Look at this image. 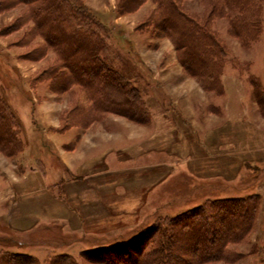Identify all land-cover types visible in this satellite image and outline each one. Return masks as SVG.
I'll return each instance as SVG.
<instances>
[{"label":"rangeland","instance_id":"1","mask_svg":"<svg viewBox=\"0 0 264 264\" xmlns=\"http://www.w3.org/2000/svg\"><path fill=\"white\" fill-rule=\"evenodd\" d=\"M81 1L107 29L109 65L132 80L148 112V121L142 124L143 128H134L132 121L123 116L95 109V96H89L85 84L68 80L67 86L64 82V86L59 85L63 81L59 75L67 72L64 76L70 78L71 73L58 51L61 46L49 45L33 30L29 13L41 3L0 0V98L14 114L22 142V151L15 157L0 152V264H4V257L20 258L25 264H53L57 257H67L64 264H140L144 257L155 255L159 244L166 248L175 246L174 256L188 260L197 257L199 242L188 228L170 226L169 219L201 210L205 214L213 211L212 204L239 202L255 194L258 197L249 200L256 213L247 234L239 243L226 246L223 259L208 264H261L264 162L255 163L254 158L239 156L237 151L232 158L226 157L230 151L225 146L217 152L218 157L200 146L196 156L202 164L198 166L187 167L178 164L176 158L171 159L168 169L155 171L154 187L150 190L143 183L146 191L136 192L133 175H123L124 172L122 178L115 176L118 189L107 186L100 193V202L90 201L91 211L97 216L92 219L88 238L70 240L56 229H43L36 237L34 230L29 231L24 234L27 241L23 243L13 238L7 228L8 212L4 214L10 199L5 191L7 177L15 185L23 181L27 170L37 169L49 185V193L65 200L61 185L69 177L58 158L65 148L75 147L81 140L84 143L90 139L100 149L104 141L108 146L117 140L116 146L124 149L132 134L144 137L148 130L158 140L165 131L176 127L174 135L177 134L176 125L186 123L200 131L201 127L218 125L229 115L250 122L256 138L264 135V0H253L255 14L245 19L238 35L231 25L238 11L220 0H178L182 9L223 49L222 60L213 67V79L207 78V73L190 76L183 69L172 40L156 32L150 23L159 17L153 0L140 5L133 0ZM129 7L130 12H121ZM206 60L212 68L214 63ZM68 141L65 146L58 144ZM119 148H114L113 154L106 153L108 170L124 167L117 159L129 155ZM153 157L154 162L165 161L159 153ZM230 226L229 221L214 222L217 231ZM177 231L191 234L188 241L181 244L177 236L166 238L168 233Z\"/></svg>","mask_w":264,"mask_h":264},{"label":"trees","instance_id":"2","mask_svg":"<svg viewBox=\"0 0 264 264\" xmlns=\"http://www.w3.org/2000/svg\"><path fill=\"white\" fill-rule=\"evenodd\" d=\"M133 1L136 2L135 5H140L145 0ZM153 1L159 11V17L151 19L150 23L156 32L172 40L183 69L190 76L200 77L207 73L206 77L213 79L215 72L213 67H217V62L221 61L224 55L223 49L214 36L189 16L178 0ZM220 1L232 10L238 11V15L233 18L231 24L233 33L238 35L244 28L245 19L255 14L253 0ZM11 2L29 5L41 3L40 6L33 8L29 15L32 18L34 32L41 34L49 45L61 46L58 51L71 77L64 76L67 72L61 74L64 77L59 75V78L63 80L59 85L64 86L63 82L64 84L70 82L85 84L89 96L92 98L95 96L93 104L95 109L123 116L136 124L142 125L148 121V112L132 80L127 79L109 65L111 54L105 42L108 36L107 29L99 23L81 0H11ZM129 8L120 11L130 12L132 9ZM207 58L214 63L212 68ZM18 136L16 118L0 98V152L3 155L15 157L22 151V142ZM257 197L258 195L255 194L239 202H217V206L210 205L213 211L207 210L205 214H202L203 210H201L191 216L183 213L182 217L169 219L170 226L188 228V233L191 232L197 238L199 242L198 250H196L197 257H189L188 260L175 257V246L166 248L165 245L159 244L155 255L144 257L142 261H139L140 264H171V260L175 264H208L223 259L221 255L226 254V246L239 243L252 226L256 210L255 206L250 205L249 200ZM217 211L220 214L214 215L213 212ZM227 221L232 222V226L225 230L215 229L214 222ZM189 235L191 234L177 231L168 233L166 238L177 236L182 244L188 241ZM193 238H190L191 242L194 241ZM90 253L94 252L90 251ZM259 253L260 263L264 264V244ZM193 256H195L194 253ZM65 259L68 258L57 257L53 260V264H64ZM2 261L4 264H25L24 260L16 257H4Z\"/></svg>","mask_w":264,"mask_h":264},{"label":"crops","instance_id":"3","mask_svg":"<svg viewBox=\"0 0 264 264\" xmlns=\"http://www.w3.org/2000/svg\"><path fill=\"white\" fill-rule=\"evenodd\" d=\"M131 123L135 125L134 128H138L136 126L143 128L140 124ZM176 126L179 128L177 134L174 135L176 127L174 130L165 131L158 140H155L148 130L144 137L132 134L124 149L116 146L119 144L117 140H112L108 146L104 141L103 149L97 147V150L90 139L84 143L82 140L77 142L75 147L65 148L63 155L58 158L63 165L64 173L69 177L61 185L65 192V200L49 193L47 189L49 185L44 183V176L37 169L27 170L23 181H18L15 185L11 184L7 177L5 191L8 192L6 195H9L10 199L4 206V214L5 211L8 212L7 228L11 231L13 238L23 243L27 241L24 234L34 230L33 236L36 237L37 232L43 229H56L57 232L65 237H71L70 240L74 241L78 238H88L90 224L94 223L92 219L97 216L91 211L90 201L100 202L102 198L100 193L105 191L107 186L112 189L117 188V185H114L116 184L115 176L122 178L124 172L123 175L130 177L133 175L131 179L136 192L146 191L143 183L150 190L154 187L155 171L165 167L168 169L170 160L173 158L179 160L178 164L187 167L201 165L202 161L196 156L200 146L215 152L217 157L219 156L217 152L225 146L230 151L227 152L226 157L232 158L237 151L239 156L254 158L252 161L255 160V163L264 162V135L256 138V133L251 131L250 122L242 117L229 115L221 119L218 125L201 127L200 131L191 129L186 123ZM196 134L198 137L195 136ZM101 139L106 140L105 137ZM61 143H58L60 147L69 144L70 141ZM127 146L131 148L128 151L125 149ZM114 148H119L129 156L117 159L124 166L123 168L108 170L105 167L106 153L113 154ZM155 153L161 154L165 161L154 162ZM142 157L146 159L143 160ZM54 174L51 173L52 176ZM68 233L77 234L78 237Z\"/></svg>","mask_w":264,"mask_h":264}]
</instances>
